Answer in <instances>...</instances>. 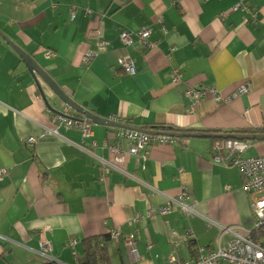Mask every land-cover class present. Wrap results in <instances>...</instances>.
I'll use <instances>...</instances> for the list:
<instances>
[{"label":"crops","instance_id":"crops-1","mask_svg":"<svg viewBox=\"0 0 264 264\" xmlns=\"http://www.w3.org/2000/svg\"><path fill=\"white\" fill-rule=\"evenodd\" d=\"M0 0V33L18 45L77 105L126 129L93 124L90 146L77 128L48 134L66 106L29 71L0 35V264L85 262V239L119 231L107 243L109 264H168L217 249L223 227L252 229L251 198L241 171L214 162V138L180 137L126 155L124 170L104 172L105 142L120 130L175 128L193 134L264 130V0ZM150 31L155 48L123 31ZM106 52L89 65L82 54ZM135 59V74L118 64ZM181 73L174 83L171 70ZM190 88L217 89L194 104ZM241 89L242 92L240 91ZM46 96L52 110L43 98ZM76 118L85 115L71 109ZM30 138L38 142L30 145ZM244 157L264 156V141H249ZM126 149L128 141L123 140ZM92 150L93 155L87 151ZM188 190L199 216L176 211L136 224ZM137 231L140 259L124 237ZM191 233V234H190ZM226 236L225 241L228 240ZM76 241L72 248L70 241ZM48 241L50 251L41 243Z\"/></svg>","mask_w":264,"mask_h":264},{"label":"built area","instance_id":"built-area-1","mask_svg":"<svg viewBox=\"0 0 264 264\" xmlns=\"http://www.w3.org/2000/svg\"><path fill=\"white\" fill-rule=\"evenodd\" d=\"M246 0H240L238 7L244 6ZM145 48H155V44L151 43L150 31L142 30L137 33L123 31L120 35L122 43L131 46L134 37ZM110 43L107 40L100 39L97 43L96 50H88L82 54L83 65H89L95 58L106 52ZM119 67L129 75L135 74L136 61L133 57L127 55L118 61ZM170 77L174 83H180L181 73L177 69H172ZM243 89L240 91L242 92ZM244 91V90H243ZM210 92L216 99L220 101L221 97L217 89L196 90L190 88L187 95L192 99L194 104ZM71 108L67 107L61 114H55L53 117L54 127L48 129V134L59 136V128L68 129L77 128L82 132L84 140H90V146L97 147L96 141L93 139V124L87 118H76L71 114ZM123 140L128 141L129 148L123 145ZM175 139L165 134H150L138 130H120L115 134L113 142H105L103 144L111 155L110 160L99 158L100 167L104 172L118 171L125 173L124 164L126 155L139 157L142 151H147L154 144H172ZM38 142L36 138H30L28 144L33 145ZM250 142L240 139H221L213 144L214 162L225 167H237L242 174L243 188L251 198L252 212L254 215V225L252 229L243 227H223L216 222L206 219L208 226H217L220 229L217 237V249L207 254L200 253L196 258L189 261H179L176 258H170L168 264H264V245L261 242H255L252 238L254 231L264 227V156L244 157V153L249 149ZM93 155V151H87ZM6 175L5 170H0V179ZM188 190L183 187L182 193L175 198H169L167 203L158 210L149 209L145 216L136 214L130 219V225L138 224L143 217L154 219L156 216L164 217L176 211L187 218L199 216L196 201L188 203ZM191 234V233H190ZM111 238L120 240L121 233L114 231L110 233ZM226 236L228 240L225 241ZM124 243L129 249L130 256L133 261L140 259L137 249V231L134 230L124 237ZM69 245L74 248L76 241L72 240ZM42 250L50 251L51 244L48 241L41 243ZM52 264H62L53 260Z\"/></svg>","mask_w":264,"mask_h":264},{"label":"water","instance_id":"water-1","mask_svg":"<svg viewBox=\"0 0 264 264\" xmlns=\"http://www.w3.org/2000/svg\"><path fill=\"white\" fill-rule=\"evenodd\" d=\"M0 35L8 42V44L16 51V53L21 57L24 64L27 66L29 71L35 76V78H40L46 85L50 87V89L55 93V95L62 101L66 106L71 108L72 110L81 113L86 116V118L97 125L102 126H112L117 128L126 129L122 124L117 123L113 120H107L102 119L98 116L93 115L92 113L85 111L83 108H81L79 105H77L64 91L47 75V73L30 57L25 51H23L18 45H16L14 42L9 40L7 37H5L2 33ZM43 98L46 101L47 106L52 110V107L50 106L49 102L46 99V96L43 94ZM57 114H61L57 112ZM145 133L150 134H165L167 133H160L155 131H143L138 130ZM171 137H199V138H214V139H240V140H246V141H264V134H193V133H183V134H170ZM168 135V136H170Z\"/></svg>","mask_w":264,"mask_h":264},{"label":"trees","instance_id":"trees-1","mask_svg":"<svg viewBox=\"0 0 264 264\" xmlns=\"http://www.w3.org/2000/svg\"><path fill=\"white\" fill-rule=\"evenodd\" d=\"M155 132L170 134H183L189 133L181 129L175 128H157ZM231 134H264V130L258 131H236ZM171 136V135H170ZM249 142V141H248ZM111 238L110 235H106L103 238H88L85 239V262L83 264H109L108 250L106 243ZM252 238L255 242H261L264 245V227L258 231H254ZM52 264V263H45Z\"/></svg>","mask_w":264,"mask_h":264},{"label":"rangeland","instance_id":"rangeland-1","mask_svg":"<svg viewBox=\"0 0 264 264\" xmlns=\"http://www.w3.org/2000/svg\"><path fill=\"white\" fill-rule=\"evenodd\" d=\"M255 220V219H254Z\"/></svg>","mask_w":264,"mask_h":264}]
</instances>
